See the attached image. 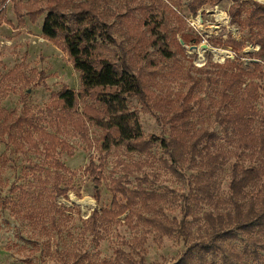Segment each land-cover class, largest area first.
Listing matches in <instances>:
<instances>
[{
    "label": "rangeland",
    "instance_id": "rangeland-1",
    "mask_svg": "<svg viewBox=\"0 0 264 264\" xmlns=\"http://www.w3.org/2000/svg\"><path fill=\"white\" fill-rule=\"evenodd\" d=\"M30 5L32 0H17ZM92 1L101 11L103 20L114 28L112 39L99 40L108 45V55L126 56L134 73L140 70L146 75L149 91L165 100L163 110H143L145 104L137 97H129L131 110H139L140 133L157 139L170 136L171 118L179 107L182 95L191 100L192 131L206 129L216 134L213 141L205 140L203 156H196L185 163L178 164L175 173L166 161L170 156L161 146V140L147 153L130 152L124 147L104 148L106 132L88 120H84V103L77 111L79 121L71 124L59 120V109L55 102L56 94L64 88L77 93L81 91L80 74L74 68L69 54L58 44L43 35V24L48 12L32 22L28 9L24 10V24H19L13 0L3 6L0 17V264H101L111 261L114 264H129L116 260L122 249L131 253L136 264H172L188 248L207 236L203 221L192 222L189 233L178 231L173 235L161 236L136 212L127 211L119 218L99 227L93 233L89 229V218L94 210L102 211L111 207L113 181L124 178L129 189L142 185L148 190L168 193V201L163 202L166 222L185 217L186 202L190 201L193 187L191 180L195 175L205 173L204 163L208 156L221 153L222 163L214 176L216 199L228 200L233 164L242 163L248 167L260 166L264 169V155L255 149H239L237 136L231 129L219 122L218 113H225L240 101L239 93L233 95L232 104L221 107L220 91L223 72L227 67H219L225 60H235L236 54L231 47L215 43L218 38L227 40L233 36L245 43L240 52V63L253 69L255 53L259 46L253 43L257 30L241 26L229 15L236 1L243 2L244 21L253 7L252 1L264 0H222L218 5H205L197 14L189 11L191 0L172 2L174 9L181 13L187 22L186 32L201 38L199 44L182 43L184 55L165 57L147 39H140L137 31L130 32L119 24V15L134 9L135 15L143 18L141 4L145 5L148 15L156 14L155 0H83ZM72 8L67 6L63 12L71 18ZM171 30L177 29L172 21ZM146 31L150 35L148 27ZM180 38L181 35L177 34ZM181 40V39H179ZM115 43H109L113 42ZM171 50L175 51L171 44ZM131 57V58H129ZM264 63V62H263ZM12 71V73H11ZM213 80V81H212ZM259 97L254 101L258 112L254 116L253 128L260 132L264 128V79L259 81ZM28 115L31 123L20 128L17 117ZM77 115V117H78ZM44 132L55 136L57 143L52 145L43 138ZM60 141L70 148L66 150ZM103 165L100 186L101 202L95 197L97 184L87 172L91 161ZM179 173V174H178ZM58 185L59 189L56 188ZM264 187V177L253 183L247 191L252 195ZM67 189L68 192H61ZM174 197V199H172ZM178 197V198H175ZM215 199V200H216ZM175 201V202H173ZM197 217L213 209L206 202H189ZM151 216L152 213H144ZM146 236L138 254L128 244L135 238ZM227 249L243 254L241 264H264V247H255L242 237L228 242ZM231 246V247H230ZM256 250L258 256L246 248ZM224 252L207 256V264H221Z\"/></svg>",
    "mask_w": 264,
    "mask_h": 264
},
{
    "label": "trees",
    "instance_id": "trees-1",
    "mask_svg": "<svg viewBox=\"0 0 264 264\" xmlns=\"http://www.w3.org/2000/svg\"><path fill=\"white\" fill-rule=\"evenodd\" d=\"M8 0H0V17L4 14L3 6ZM158 12L148 15L145 5L141 4L143 18H138L132 7L128 11L119 15V24L123 29L133 32L137 31L140 39H147L165 57H176L179 53L184 55L182 43L193 42L199 44L201 38L194 37L186 32L187 22L185 17L174 9L173 3H165L163 0H155ZM181 3L183 0H174ZM222 0H191L189 11L197 14L205 5H218ZM15 13L18 16L19 24H24V10L28 9V15L32 22L45 12H48L43 24V35L58 44L65 50L80 74L81 91L64 88L56 94L55 102L59 107L56 113L59 120L63 122L77 124L79 115L77 113L80 104L84 103V120L92 122L97 127L106 132L104 137V148L110 151L113 147H124L130 152L147 153L161 140V146L170 156V162L166 165L177 173V165L187 162L196 156H203V150L209 148L202 147L205 140L216 139L214 132L206 129L192 131L191 116L193 106L191 100L186 95H182L179 107L175 114L169 118L170 136L157 139L153 136L141 134L139 126V110H131L128 105L129 97H137L145 107L143 110L151 109L163 110L166 103L163 98L158 97L147 88L146 75L141 70L134 73V70L126 60V56L108 55L107 43H102L99 39H112V25L103 20L98 5L92 1L83 0H32L30 5H25L21 1L13 0ZM253 7L244 21L238 19L242 14L243 2L236 1L229 10L230 17L238 24L252 29L254 32L253 43L259 46L255 53L253 69H247L240 63V52L244 49L245 43L238 41L233 36L227 40L218 38L215 43L231 47L236 54L235 60H225L223 64L217 63L219 67H227L223 72L220 91V106L226 108L227 103L232 104L233 95L239 93L240 101L233 104L225 113H218L219 122L231 129L237 136V147L239 149H255L264 155V128L257 132L253 128L254 116L258 114L254 101L259 97L261 88L260 80L264 79V3L252 1ZM70 6L71 18L65 17L64 9ZM174 21L177 24L175 31L171 30L170 24ZM146 27L150 35L143 31ZM177 34L181 37L178 38ZM181 39V40H179ZM109 43H115L109 42ZM171 44L175 51L171 50ZM126 58V59H125ZM131 58V57H129ZM12 73V71H11ZM213 81V80H212ZM78 115V117H77ZM264 124V113L262 114ZM28 115L17 117L15 123L23 128L31 123ZM81 118V117H80ZM85 120V121H86ZM43 138L50 141L52 145L57 143V138L46 132ZM66 150L69 146L60 141ZM220 157H225L221 153L215 156H208L204 166L207 171L203 174L195 175L191 180L193 187L190 201L186 196H182L186 202H206L213 205V209L205 211L202 217H197L190 204H185V217L182 221L174 219L166 222L160 215H165L162 203L168 201L169 194L158 193L148 190L140 185L137 189H129L124 184V178L113 181V199L110 208L102 211L94 210L89 218V229L96 233L99 227L119 218L127 211L136 212L138 218L143 220L161 236L179 233L188 234L192 222L187 221V217L194 215V221H203L207 230V236L200 242L194 244L172 264H207V256L224 252L221 264H241L243 254L227 249L228 242L232 239L244 238L255 247H264V187L252 195L247 189L264 177V169L260 166H244L242 163L233 164L232 180L230 182L231 195L228 200L216 199L214 190L216 188L215 174L222 163ZM87 172L93 177L97 184L95 197L101 202L102 194L100 183L104 178L103 165L91 161L87 167ZM179 174V173H178ZM56 188L59 189L58 185ZM61 192L67 194L65 189ZM178 198V197H175ZM174 199V197H172ZM216 199V200H215ZM175 202V201H173ZM144 213H152L151 216H143ZM146 242V236L135 238L128 244L138 252L144 253L141 248ZM230 245V244H229ZM231 247V246H230ZM116 260L126 261L129 264H136L137 261L131 253H126L122 249L118 251ZM258 252L246 248L244 254ZM73 264H83L76 261ZM91 264V263H88ZM101 264H114L111 261H103ZM248 264V263H243Z\"/></svg>",
    "mask_w": 264,
    "mask_h": 264
}]
</instances>
